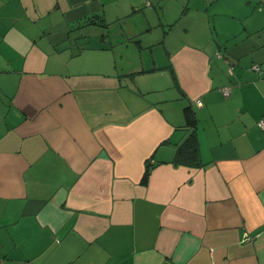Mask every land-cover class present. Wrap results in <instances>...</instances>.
<instances>
[{"label":"crops","instance_id":"0c3cea01","mask_svg":"<svg viewBox=\"0 0 264 264\" xmlns=\"http://www.w3.org/2000/svg\"><path fill=\"white\" fill-rule=\"evenodd\" d=\"M262 115L264 0H0V264H264Z\"/></svg>","mask_w":264,"mask_h":264},{"label":"trees","instance_id":"16d2710c","mask_svg":"<svg viewBox=\"0 0 264 264\" xmlns=\"http://www.w3.org/2000/svg\"><path fill=\"white\" fill-rule=\"evenodd\" d=\"M257 65L259 67L258 69H255L253 65H252V68L258 71L259 74H261L262 72L261 67L259 64ZM223 89H228V88L224 87ZM184 113L186 117V122L188 126L192 127V130L186 136V138L177 145L173 162L175 164H184V165H190V166L200 165L198 139H197L196 132H195L196 118L194 116V112L192 111L189 105H186L184 107ZM150 165H151L150 163H146V168L144 170V173L141 179L142 182L147 181V178L150 173Z\"/></svg>","mask_w":264,"mask_h":264},{"label":"rangeland","instance_id":"374dc122","mask_svg":"<svg viewBox=\"0 0 264 264\" xmlns=\"http://www.w3.org/2000/svg\"><path fill=\"white\" fill-rule=\"evenodd\" d=\"M153 51V53H152V55H151V50H149V49H147V50H144V51H142L141 53L143 54V58H144V60L145 61H147L146 62V66L145 67H147V68H149V67H153L152 65H153V62H152V56H153V54L154 55H156L157 56V65H159L158 67H162V66H165V65H167L168 63H169V61H168V59H167V53H166V51H162V50H158V49H155V50H152ZM120 52H121V54L122 55H126V58H130V57H137V56H134V54L136 53V51H135V49L133 48V49H131L130 51H129V49H127V51H126V48H124V49H121L120 50ZM137 54H138V51H137ZM151 55V56H150ZM138 58V57H137ZM148 60H151V61H148ZM163 74H165L166 75V77H162L161 79H160V87H161V90H159V91H156V92H158L157 94H153V95H151L152 93H145L144 95H145V97L149 100L151 97L152 98H159L160 97V99H162L163 98V95H165L167 98L168 97H171V94H167L166 92H168V90H169V88L170 87H172V79H171V76H170V74H169V72L168 71H164V73ZM167 86H170L169 88H167ZM172 90H174L173 89V87H172ZM150 97V98H149ZM166 98V99H167ZM150 101H152V100H150ZM170 102H173V100H170ZM160 104L162 105L161 107L164 109V110H167V103H165V102H160Z\"/></svg>","mask_w":264,"mask_h":264},{"label":"built area","instance_id":"2783aa9c","mask_svg":"<svg viewBox=\"0 0 264 264\" xmlns=\"http://www.w3.org/2000/svg\"><path fill=\"white\" fill-rule=\"evenodd\" d=\"M253 67L255 69H258V65L257 64H253ZM224 94L228 93V89H223ZM198 105H201V101L199 99L196 100ZM257 126L260 127L261 129H264V116H261L260 118H258L257 122H256ZM244 239L248 240L250 239V236L248 234L245 233L244 235Z\"/></svg>","mask_w":264,"mask_h":264}]
</instances>
